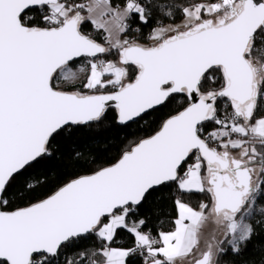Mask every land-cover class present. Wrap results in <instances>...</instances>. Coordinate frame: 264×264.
<instances>
[{
    "label": "snow or ice",
    "instance_id": "6c2138e0",
    "mask_svg": "<svg viewBox=\"0 0 264 264\" xmlns=\"http://www.w3.org/2000/svg\"><path fill=\"white\" fill-rule=\"evenodd\" d=\"M262 234L264 0H0V264H264Z\"/></svg>",
    "mask_w": 264,
    "mask_h": 264
},
{
    "label": "trees",
    "instance_id": "16d2710c",
    "mask_svg": "<svg viewBox=\"0 0 264 264\" xmlns=\"http://www.w3.org/2000/svg\"><path fill=\"white\" fill-rule=\"evenodd\" d=\"M169 109H164L163 111H168ZM162 113L161 112H156V113H153L152 115L150 116H145L144 118V121H147V124L144 123V121H141V124L144 126V127H148L150 125H152V123L157 120V118L161 115ZM139 135H143L144 133L139 131V129H135ZM121 135H123V133H121ZM130 139L132 138L131 136L129 137ZM165 226L167 227V223L165 224ZM252 245H256V246H259V245H264V234H262L261 236H258V237H254L253 238V241H252ZM253 252V248L250 247L249 248V252H248V255H251ZM242 259V258H239V257H234L230 252L225 255V256H222L220 258V261H219V264H239V260Z\"/></svg>",
    "mask_w": 264,
    "mask_h": 264
}]
</instances>
